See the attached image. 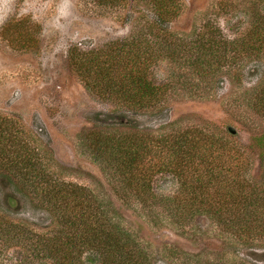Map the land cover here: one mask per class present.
<instances>
[{"label": "rangeland", "instance_id": "374dc122", "mask_svg": "<svg viewBox=\"0 0 264 264\" xmlns=\"http://www.w3.org/2000/svg\"><path fill=\"white\" fill-rule=\"evenodd\" d=\"M180 3V14L169 29L192 58L161 59L151 77L167 85L166 96L154 107L132 111L91 91L74 71L69 54L71 48L97 49L147 28L154 18L149 0H124L121 5L104 0H0V116L19 126L20 135L45 154L52 170L106 203L145 249L148 264H264V242L239 240L202 209L193 214L173 209L181 185L174 174H158L148 199L121 195L88 148L98 132L157 135L198 127L242 145L246 178L250 185L264 187V163L254 142L264 134V117L248 105L264 79V59L242 54L223 60L205 76L191 61L204 27L229 41L245 42L254 19L264 17V0ZM5 172L0 168V212L38 233L47 231L50 214L37 198L19 192ZM249 192L247 188L243 194ZM8 197L15 204L9 206ZM13 243L0 241V264L31 257L29 249ZM35 264L51 260L37 259Z\"/></svg>", "mask_w": 264, "mask_h": 264}, {"label": "trees", "instance_id": "16d2710c", "mask_svg": "<svg viewBox=\"0 0 264 264\" xmlns=\"http://www.w3.org/2000/svg\"><path fill=\"white\" fill-rule=\"evenodd\" d=\"M104 1L121 5L124 0ZM149 1L154 18L147 28L140 27L97 49L71 48L69 54L74 71L91 91L132 111L154 107L166 96L167 85L151 77L161 59L192 58L169 29L180 14V0ZM246 35L245 42L229 41L204 27L194 44L192 64L205 76L223 60L242 54L264 59V17H256ZM230 48L233 52L228 55ZM262 81L248 105L264 117ZM138 132H98L88 147L94 160L110 173L119 194L148 199L154 178L170 172L181 181L173 209L188 214L202 209L239 240L264 242V187L250 185L246 178L242 145L198 127L157 135ZM21 133L17 124L0 116V168L19 192L38 199L51 221L47 231L38 233L11 219L6 211L0 212V241L14 242L31 253L28 260L13 264H35L37 259H49L51 264H148L145 249L110 213L108 205L89 188L52 170L45 154L30 147ZM254 142L263 164L264 134ZM247 188L250 192L244 195ZM12 198H7L9 206L15 204ZM229 212L241 218L224 217Z\"/></svg>", "mask_w": 264, "mask_h": 264}]
</instances>
